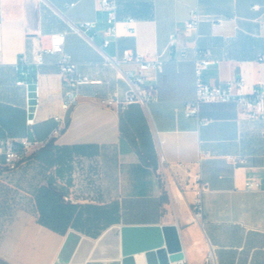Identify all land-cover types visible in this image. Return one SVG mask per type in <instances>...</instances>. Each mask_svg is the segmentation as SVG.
Instances as JSON below:
<instances>
[{
    "label": "crops",
    "instance_id": "1",
    "mask_svg": "<svg viewBox=\"0 0 264 264\" xmlns=\"http://www.w3.org/2000/svg\"><path fill=\"white\" fill-rule=\"evenodd\" d=\"M115 2L119 19L134 18L132 32L118 23L117 38L103 46L100 0H0V140L42 142L0 175V258L69 264L83 236L96 240L114 225L175 224L190 264H202L210 244L219 264H264V117L249 116L235 102H204L197 116L184 113L195 94L198 51L211 61L203 70L209 84L242 76L248 91L264 82V0ZM194 9L202 19L190 28ZM83 21L93 26L70 28ZM54 33L64 34L81 73L101 79L81 85L66 112L56 55L27 67L35 78L26 85L17 82L19 58L31 59ZM123 49L160 55L164 63L161 71H146L145 87L155 100L120 110L100 99H121L128 87L123 70L137 68L104 63V54L120 56ZM58 114H66L67 125L51 137ZM197 175L201 218L192 209ZM247 179L260 186L246 189ZM48 184L65 206L49 211L46 225L38 192Z\"/></svg>",
    "mask_w": 264,
    "mask_h": 264
},
{
    "label": "built area",
    "instance_id": "2",
    "mask_svg": "<svg viewBox=\"0 0 264 264\" xmlns=\"http://www.w3.org/2000/svg\"><path fill=\"white\" fill-rule=\"evenodd\" d=\"M101 7L106 11L107 27L105 29V37L103 38V46L109 45L112 40L117 38V24L122 23L123 27L128 32H132V24L134 18L130 15L122 19L117 17V6L115 0H100ZM202 19V14L197 9L191 11L189 20L186 21L187 27H196ZM93 26L90 21L78 23H70V28L75 32L89 30ZM45 54H54L57 56V64L63 82V97L61 108L64 112L68 111L78 100L80 95V86L84 84H98L101 79L91 78L87 74L81 73L78 69L77 62L72 55L66 51L64 47V34L54 33L51 35L48 44L45 47L38 48L31 59L21 56L17 63V68L20 69L21 78L18 79V84L26 85L28 83L26 67L32 65H40L44 62ZM206 54L198 51L194 58L195 61V94L191 100L184 103V113L187 116H197L200 110V105L204 102H235L249 116L264 117V82H259L253 85L250 90H244L245 81L242 76L235 80L227 81L223 84L212 85L206 82L203 78V70L211 63ZM185 54L181 53V58ZM259 59L264 60V57ZM134 62L137 65L136 69L123 70V74L127 79L128 87L124 91L123 97L117 99L116 95L107 96L100 99V103L105 106L117 105L120 110H124L131 103H141L146 105L152 100H155L154 92L145 87L146 71L149 69L161 71L163 69V58L158 56H147L130 49H123L121 55L111 56L104 54V63L109 64L117 69L122 70L121 64ZM55 125L51 131V137L58 136L66 127V114H58L54 117ZM33 119H28V123H32ZM42 145V142L37 139L23 137L14 139L6 137L0 140V175L6 172L14 171L19 163L26 158L31 151ZM177 166H184L182 163ZM198 187L196 196L192 202V209L195 218H201L203 214V206L201 202V192L203 190L200 177L196 176ZM260 186L259 182L253 179L245 181L246 189H257ZM169 264H190L184 256L181 259L171 261ZM202 264H219L214 247H210L203 259Z\"/></svg>",
    "mask_w": 264,
    "mask_h": 264
},
{
    "label": "water",
    "instance_id": "3",
    "mask_svg": "<svg viewBox=\"0 0 264 264\" xmlns=\"http://www.w3.org/2000/svg\"><path fill=\"white\" fill-rule=\"evenodd\" d=\"M71 238V237H70ZM68 238L67 244H70ZM143 253L147 264H169L184 257L175 224L114 225L96 240L81 237L67 260L70 264H136Z\"/></svg>",
    "mask_w": 264,
    "mask_h": 264
},
{
    "label": "trees",
    "instance_id": "4",
    "mask_svg": "<svg viewBox=\"0 0 264 264\" xmlns=\"http://www.w3.org/2000/svg\"><path fill=\"white\" fill-rule=\"evenodd\" d=\"M27 80L35 78L34 70L27 69ZM40 197V219L46 225H49L47 221L49 217V211L57 210L59 213L65 206L64 200L62 199V195L59 190L56 189L53 185L48 184L47 186H42L38 192ZM61 206V207H60ZM55 214V213H54ZM55 227V226H54ZM0 264H9L8 262L4 261L0 258Z\"/></svg>",
    "mask_w": 264,
    "mask_h": 264
},
{
    "label": "bare ground",
    "instance_id": "5",
    "mask_svg": "<svg viewBox=\"0 0 264 264\" xmlns=\"http://www.w3.org/2000/svg\"><path fill=\"white\" fill-rule=\"evenodd\" d=\"M134 258H135L136 264H147L143 253L135 254Z\"/></svg>",
    "mask_w": 264,
    "mask_h": 264
},
{
    "label": "rangeland",
    "instance_id": "6",
    "mask_svg": "<svg viewBox=\"0 0 264 264\" xmlns=\"http://www.w3.org/2000/svg\"><path fill=\"white\" fill-rule=\"evenodd\" d=\"M34 152V151H33ZM31 154V153H30ZM27 158V157H26ZM26 158H24L20 163H19V165H18V167L20 166V164L22 163V162H24L25 160H26ZM17 167V168H18ZM70 264V263H69Z\"/></svg>",
    "mask_w": 264,
    "mask_h": 264
}]
</instances>
